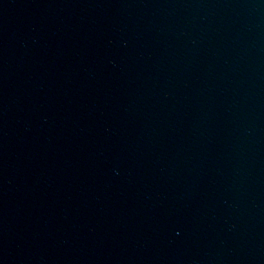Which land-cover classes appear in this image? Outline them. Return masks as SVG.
<instances>
[{
  "label": "water",
  "instance_id": "95a60500",
  "mask_svg": "<svg viewBox=\"0 0 264 264\" xmlns=\"http://www.w3.org/2000/svg\"><path fill=\"white\" fill-rule=\"evenodd\" d=\"M0 264H264V0H0Z\"/></svg>",
  "mask_w": 264,
  "mask_h": 264
}]
</instances>
